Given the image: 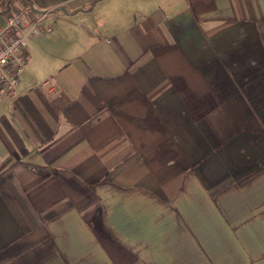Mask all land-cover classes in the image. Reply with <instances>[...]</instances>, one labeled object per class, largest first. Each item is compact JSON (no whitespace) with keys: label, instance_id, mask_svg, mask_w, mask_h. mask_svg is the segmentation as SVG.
Wrapping results in <instances>:
<instances>
[{"label":"crops","instance_id":"1","mask_svg":"<svg viewBox=\"0 0 264 264\" xmlns=\"http://www.w3.org/2000/svg\"><path fill=\"white\" fill-rule=\"evenodd\" d=\"M33 2L0 264H264V0Z\"/></svg>","mask_w":264,"mask_h":264},{"label":"built area","instance_id":"2","mask_svg":"<svg viewBox=\"0 0 264 264\" xmlns=\"http://www.w3.org/2000/svg\"><path fill=\"white\" fill-rule=\"evenodd\" d=\"M43 16L33 0H16L0 21V103L4 95L18 97L20 73L28 63L29 39L40 35Z\"/></svg>","mask_w":264,"mask_h":264},{"label":"trees","instance_id":"3","mask_svg":"<svg viewBox=\"0 0 264 264\" xmlns=\"http://www.w3.org/2000/svg\"><path fill=\"white\" fill-rule=\"evenodd\" d=\"M15 1L16 0H0V13L4 15L8 12Z\"/></svg>","mask_w":264,"mask_h":264},{"label":"rangeland","instance_id":"4","mask_svg":"<svg viewBox=\"0 0 264 264\" xmlns=\"http://www.w3.org/2000/svg\"><path fill=\"white\" fill-rule=\"evenodd\" d=\"M30 40V39H29Z\"/></svg>","mask_w":264,"mask_h":264}]
</instances>
